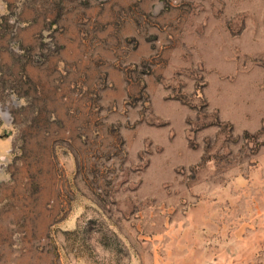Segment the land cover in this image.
Wrapping results in <instances>:
<instances>
[{
	"label": "rangeland",
	"instance_id": "rangeland-1",
	"mask_svg": "<svg viewBox=\"0 0 264 264\" xmlns=\"http://www.w3.org/2000/svg\"><path fill=\"white\" fill-rule=\"evenodd\" d=\"M0 264H264V0H0Z\"/></svg>",
	"mask_w": 264,
	"mask_h": 264
}]
</instances>
